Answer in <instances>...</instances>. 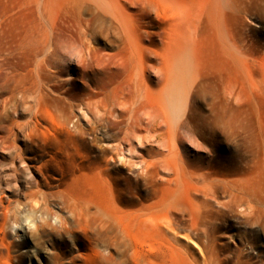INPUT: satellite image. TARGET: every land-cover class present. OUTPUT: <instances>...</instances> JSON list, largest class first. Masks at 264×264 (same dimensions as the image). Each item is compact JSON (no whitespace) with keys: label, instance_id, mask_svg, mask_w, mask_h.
I'll use <instances>...</instances> for the list:
<instances>
[{"label":"rangeland","instance_id":"1","mask_svg":"<svg viewBox=\"0 0 264 264\" xmlns=\"http://www.w3.org/2000/svg\"><path fill=\"white\" fill-rule=\"evenodd\" d=\"M11 1L0 0V21ZM121 1L130 38L90 2L75 20L74 0H49L56 43L44 10L0 23V115L17 79L55 76L39 121L30 94L1 116L0 199L32 224L21 243L9 222L7 239L23 244L21 264H264V0ZM173 49L176 63L197 70L195 82L176 81L179 95L162 92V55ZM40 59L49 65L37 69ZM141 73L166 113L142 103ZM13 146L21 166H40L41 175L30 168L34 186L9 169ZM169 154L190 170L253 180L260 212L206 210L196 225L170 216L147 166Z\"/></svg>","mask_w":264,"mask_h":264},{"label":"bare ground","instance_id":"2","mask_svg":"<svg viewBox=\"0 0 264 264\" xmlns=\"http://www.w3.org/2000/svg\"><path fill=\"white\" fill-rule=\"evenodd\" d=\"M84 2L92 3L96 11L102 13L110 19L115 20L119 24L126 38H130L131 32L129 30L128 22L125 19V5L122 3L121 0H74V3L76 5V12L74 14L75 20H77L76 17L79 18V10L80 8H82ZM49 6V0H12L7 5L5 11V20L7 21L9 19H19L25 12L34 14L44 10L47 13V21L50 22V24L52 25V16L49 10ZM40 15L43 17V13ZM65 17L67 18V16ZM5 20H1L0 23H3V21ZM71 25L72 24H70V26ZM51 32L54 33V36L52 35V40H54V43H56L57 35L55 34V25H52ZM40 48L41 47L36 46L31 50V53L33 55L32 57H37L39 55V52L41 51ZM178 54L180 53H178V51L176 53V51H174L173 49V51H167L162 55V60L165 62V64H168V69L164 73L165 78L163 82L164 85L162 92L174 95H179L182 93L184 94V90L182 91L180 87L176 85V81L179 79L180 76H183L184 73L185 75L192 76V82H195L197 80L196 68H187L186 70L187 66L185 67L183 64L176 63ZM224 61L226 64V58L224 59ZM47 62L45 61V59L38 60L36 62V68L38 69L40 67L41 69L44 65L48 66L49 62ZM141 64H143V61H141ZM140 72L142 71L140 70ZM142 73L137 74L134 80L136 86L139 87V89L141 90L139 92V95L141 97L142 103L145 105L150 104V106L159 108L164 113H166V103L163 100L154 101L152 98V94L148 93V87L144 86L146 81L144 80ZM54 78L55 76L50 74L48 78H43L39 74H37L35 79H31V81L17 79L15 81V85L10 88L8 96L2 100L1 114H4L3 116H5L11 109L16 111L20 110L21 106L26 100V95L30 94L31 104L27 108L32 111V116L34 117V119L36 121H39L38 117L41 116V110L43 108V105H45L46 101L45 99L48 97V92L46 91L47 84L48 82L53 81ZM3 86L5 87V84ZM103 108L104 106L101 107L102 110ZM92 112L95 113V109L92 110ZM132 112L135 111L132 110ZM1 116L2 115H0V120L3 117ZM48 117L50 119L53 118L50 113H48ZM105 132L103 130V133ZM43 135L46 138H49L51 136L55 137V135ZM12 137L13 140H16L17 134L12 133ZM23 137L25 138V142H30L32 139V134L28 133L23 135ZM103 137L105 138V136ZM22 154L23 151L14 146L8 149V155L10 156L11 160L9 169H12V171L14 172V176H23L22 182L24 179L25 185L34 186V175L30 168L32 167L38 174L41 175L40 166H21L24 164ZM17 163H19L20 166ZM147 166L148 173H153L156 176L162 195H166L168 196V199H170L166 207L170 216H173L174 214L187 215L191 218V222L193 223V225H196L200 219L207 218L206 210L221 211L230 209L232 206H237L239 208L242 207V211L247 214L253 213L257 215L260 212V208L262 205L260 189L257 185H255L253 180H250L246 177L229 178L213 174L209 171L190 170L184 167L180 155L174 154H169L163 156L161 159L150 161L148 162ZM160 173H163L168 177H161L159 176ZM171 186H174L175 188L171 189ZM219 189H222L223 193H225L224 199L218 198ZM14 191L17 192L16 189H14ZM198 198H202V200L198 202ZM10 213H12L13 215L11 221L9 220ZM9 222V226L11 229H14V231L17 230L22 232V235L20 236L21 238H15L16 242L24 243L26 239L30 238L29 233L32 224L28 220V218L25 217L23 214H20L18 210L14 212L11 211L8 207H5L0 199V264H21L22 256L26 257V252L28 250H23L22 253L25 252L26 254L22 256L16 253L17 248L20 246L23 247V244L15 243L7 239L6 229L8 228ZM199 231L205 234L206 228L202 227L199 229Z\"/></svg>","mask_w":264,"mask_h":264}]
</instances>
